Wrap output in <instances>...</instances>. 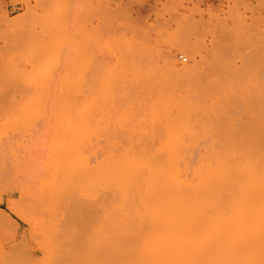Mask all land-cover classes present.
<instances>
[{
	"label": "rangeland",
	"instance_id": "rangeland-1",
	"mask_svg": "<svg viewBox=\"0 0 264 264\" xmlns=\"http://www.w3.org/2000/svg\"><path fill=\"white\" fill-rule=\"evenodd\" d=\"M170 61L191 85L180 72L168 78ZM196 79L211 92L202 94ZM169 120L175 140L190 145L181 167L189 162L190 171L208 158L230 174L221 202L230 217L242 205L264 209V0H0V264H61L18 194L9 197L14 159L65 151L76 170L97 168L94 181L98 162L115 148L167 144ZM101 175L93 191L79 177L78 193H94L80 199L112 188L108 196L116 195L115 183ZM73 194L62 198L60 213L69 212ZM104 198L93 203L104 209Z\"/></svg>",
	"mask_w": 264,
	"mask_h": 264
},
{
	"label": "bare ground",
	"instance_id": "bare-ground-1",
	"mask_svg": "<svg viewBox=\"0 0 264 264\" xmlns=\"http://www.w3.org/2000/svg\"><path fill=\"white\" fill-rule=\"evenodd\" d=\"M221 57L223 56L219 58ZM168 64L172 68L166 72L169 67L168 69L164 67V72L168 76L171 71H175L176 74L180 72L183 81L186 77L184 84L186 81L188 85L192 84L193 80L187 78V72L173 70L174 66L171 61ZM178 76L174 79L175 82L183 84L182 80H177ZM159 80L161 84L162 81ZM201 80L199 79V85L196 79L197 82L194 85L198 84V89L203 88L200 90L202 94H205V91L207 94V91L211 90L209 89L211 84L205 87L203 79ZM57 99L62 101L61 97ZM60 101H57L58 104ZM174 124L176 122L168 121L169 144L165 143L162 146L160 144V148L156 145H153L155 148L150 145H124V147L121 146L122 150L121 147L118 150L115 148L119 153L108 152L109 155L107 153L100 160L101 162H98L97 167L100 165V173L104 174L105 179L110 178L115 183L113 186H115L116 195L112 194V199L110 196L113 188L111 193L102 192L107 196L110 195L109 200L102 197L100 191L99 194L95 193L101 196V198L97 196L95 200L104 198V202L100 205L103 208L107 205V208L99 209L100 202L97 205L93 203L97 201H91L90 198L86 199L92 203L87 202L86 205V199L79 198L85 194L80 193V195L77 190L81 188L84 192L85 188V191L88 189L93 191L95 187L92 183H96L103 175L97 174L100 177L96 176L98 179L93 181L95 178L92 177V172L97 168H93L95 169L93 171L89 163L86 167L84 164L83 169L78 166V170L73 164L75 168L73 170L71 166L73 162L71 163L70 159L69 162L67 161L68 156L64 153L65 151L53 158L46 156L47 158L42 159L28 154L22 157V160L14 159L8 170V185L12 191L9 197L12 198L14 193L18 194V203L32 216L37 233L41 235L43 242L48 244L50 253H55L56 257L60 258L58 260L61 264H264V209L255 210V212L251 207L242 205L243 208L239 207V210L232 213L230 217L229 212L224 208L225 204L222 205L223 202L227 204L229 197V187L232 183H229L230 174L224 173L223 175L226 176L224 179L225 177L216 170L217 168L211 166V164L214 166L212 160L207 158L203 159V162L199 161L202 165L200 164L197 168L193 166L194 170H190L193 173L189 175L190 171L185 168L189 162L185 164V167L183 165L189 158L184 160L183 167H181V162L184 157L182 154L189 151L190 145L187 147L182 142L178 143L179 139L171 135L174 133ZM176 138L178 140H175ZM111 147L110 149H113L116 145H111ZM146 147L151 148L148 154ZM185 154L188 155V153ZM218 160H220L219 163L222 161V159ZM188 175L191 178H188ZM79 180L82 181L84 188L82 184H78ZM226 181H228L227 184ZM217 182L218 185H216ZM73 192L75 203L69 200L70 198L66 199L67 209L63 210V212L69 211L70 214L60 213L59 207L63 208L64 203L62 198L69 197V194L71 197ZM77 194L80 196L78 197ZM91 194L94 195V193ZM91 194H86L85 197ZM110 199L113 200L112 203ZM58 201H61V204ZM69 201H71L70 207L68 206ZM108 204H111L109 207L115 208L112 211L116 218L114 216L109 218L111 212ZM72 205H74L73 208H71ZM245 208L250 209L247 212V218H249L243 216L242 220L241 215L245 214ZM96 209L99 210V215ZM100 210H104L103 213L106 212L108 217L104 218L105 215L102 216L103 213H100L102 212ZM252 211L256 213V216ZM74 212L77 214L75 215ZM97 217L100 220H106H102L103 223L100 225L97 224ZM245 219H250V222L246 223ZM112 226L116 229L113 230ZM34 264L38 263L35 261Z\"/></svg>",
	"mask_w": 264,
	"mask_h": 264
},
{
	"label": "built area",
	"instance_id": "built-area-1",
	"mask_svg": "<svg viewBox=\"0 0 264 264\" xmlns=\"http://www.w3.org/2000/svg\"><path fill=\"white\" fill-rule=\"evenodd\" d=\"M179 59L182 60V61H186V58L183 57L182 55L179 56Z\"/></svg>",
	"mask_w": 264,
	"mask_h": 264
}]
</instances>
